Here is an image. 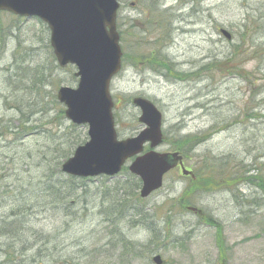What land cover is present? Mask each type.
Masks as SVG:
<instances>
[{"label": "rangeland", "instance_id": "obj_1", "mask_svg": "<svg viewBox=\"0 0 264 264\" xmlns=\"http://www.w3.org/2000/svg\"><path fill=\"white\" fill-rule=\"evenodd\" d=\"M119 1L118 31L124 34L121 48L128 59L111 85L118 137H133L142 129L137 123L140 111L128 104L135 97L155 103L163 114V131L172 141L213 134L188 147L184 166L193 176L176 169L166 176L162 189L139 201L135 194L142 183L134 190L136 180L130 172L84 180L82 191L69 195L67 217L63 207L42 202L40 196L48 163L71 156L77 139L81 145L89 140L87 126L74 125L73 130L65 117L61 125L54 123L65 111L59 103L54 107L57 92L60 87L76 88V68H58L44 23L1 12L0 219L18 230L16 249L28 242L32 249L51 254L54 264H155L152 258L157 255L164 264H264V0ZM154 8L166 19L152 17L151 11L157 13ZM220 30L229 33L231 41ZM152 51L182 73L199 72L212 61L233 60L220 70L174 81L149 67ZM137 55L134 66L130 61ZM40 70H45L49 84L35 95L26 79ZM14 73L21 75L16 91V79L12 86L8 80ZM37 109L47 113L29 118L27 124L36 130L31 134L25 123ZM173 147L169 143L158 152H176ZM209 170L230 180L244 175L260 178L234 188H223L213 179L208 185L215 191L206 192L199 180L208 179ZM64 182L71 183L65 176L60 182L53 180L57 187ZM172 201L187 202V209L202 211L203 216L171 208ZM27 202L34 206L29 216L24 210L19 213ZM208 217L219 224L204 225ZM0 264L28 263H11L0 253Z\"/></svg>", "mask_w": 264, "mask_h": 264}, {"label": "water", "instance_id": "obj_2", "mask_svg": "<svg viewBox=\"0 0 264 264\" xmlns=\"http://www.w3.org/2000/svg\"><path fill=\"white\" fill-rule=\"evenodd\" d=\"M119 9L118 0H0V12L46 24L58 65L77 70V87H61L57 98L66 108L67 120L87 126L89 140L63 163L61 171L82 179L114 178L133 160L129 171L141 180L140 196L146 199L162 188L164 177L178 166L184 175L190 172L183 167L180 153L157 151L165 141L163 114L146 98L132 100L141 112L138 122L143 129L135 137L118 138L111 84L123 67ZM222 33L231 39L229 33ZM153 262L164 264L160 255Z\"/></svg>", "mask_w": 264, "mask_h": 264}, {"label": "trees", "instance_id": "obj_3", "mask_svg": "<svg viewBox=\"0 0 264 264\" xmlns=\"http://www.w3.org/2000/svg\"><path fill=\"white\" fill-rule=\"evenodd\" d=\"M155 2H158L159 0H154ZM154 5H157V4H154ZM154 7V6H153ZM156 9V8H154ZM156 15L154 13V11H151V16H156L159 18V21H163L165 18L164 14L161 13V11L157 8L156 9ZM153 14V15H152ZM263 18L261 19L262 21V24H264V15L262 16ZM172 18H173V14L170 13L169 15V23L172 24ZM161 30V29H159ZM157 32V31H156ZM169 32V31H168ZM122 35L121 37V40L124 41V34L120 33V36ZM138 35V34H137ZM123 38V39H122ZM161 38H159L157 41L159 43H161ZM152 56H150L149 58L147 56H145V59L148 60L149 59V63H150V68L156 72V73H162L166 78H170L171 80H174V81H184V80H187L186 78L190 79L189 77L191 76H200L201 74H205L204 70H208L209 71H213L215 69H218L220 70L221 67L223 66H226V64H228L229 62H231L233 60V57L232 58H227V61L225 62V64H223L224 62L222 61H212L209 66H206V67H203L201 69V71L199 72H195V73H182V72H179L176 70V68L174 67L173 63L170 62L168 59L165 58V56H163L160 52H155V51H152ZM136 55V54H135ZM154 55V56H153ZM127 59H128V56L127 55H124L123 57V68H124V62L127 63ZM138 59V55L135 57L133 56L132 57V60L130 61V64H133L134 66L137 65V62L136 60ZM59 68V67H58ZM60 69V68H59ZM232 74V73H231ZM20 75V74H19ZM18 75V73H14L13 76H10L8 78L9 80V84H11L12 86V83L11 80L13 81V78L14 80L16 79L17 83H18V87H17V84L15 85L17 88L14 89L15 91L16 90H20V76ZM29 78H27L26 80L28 82H31V86H28L29 89V92L32 93V94H35V95H40L41 92H42V89L45 87L46 84H49L47 82V78H46V75H45V70H40V71H37L36 73L32 74L31 77L28 75ZM40 81L42 83V86H38V83L37 81ZM27 88V87H26ZM52 98H54L52 96ZM55 105L54 107H56L58 105V102L54 101ZM128 104H131L130 102ZM12 109H16V108H13ZM17 111H20V109H16ZM46 111V110H45ZM47 112H43L41 111V109H37V110H34L32 111L29 115H28V120L26 121L25 125V129L28 131V133H31V134H36V130L34 129H31V126L28 125L27 123L30 122L31 120V117L35 116V115H38V114H41V115H45ZM60 116H58V118H55L54 119V123H57L56 125H61V119L65 117V113H64V110L61 111V113H59ZM30 118V120H29ZM60 118V119H59ZM66 118V117H65ZM64 118V119H65ZM19 123H21V121H23V118H19ZM51 123H53V119L51 120ZM138 123V121H137ZM28 126H30V128H28ZM72 129L75 130L76 127L72 124ZM4 130V129H3ZM4 133V132H3ZM212 132H209V133H205L203 135H197V136H190V137H186V138H182V139H179L178 141H172L171 139L168 138V136L165 135V141H164V145H167V144H173V148L175 149V151L177 152H180L184 157L187 156V154L189 153L188 151V147H191V148H194L196 146H198L199 144L207 141L211 136H212ZM3 134H1L2 136ZM173 142V143H172ZM81 145L80 141L77 139L74 146H77L79 147ZM75 148V147H74ZM76 150V149H75ZM74 150V151H75ZM62 153V151H60V154ZM69 154V153H68ZM67 154L63 155L62 156V159L64 158V161L67 160L68 158H70L71 156H66ZM44 160V157L42 159V162ZM62 160H60V157L58 159V157L52 159V162L51 163H48L47 165V169H44L43 170V175H42V178L45 180L44 184H43V189L44 191H42L41 193V198H42V202H45V203H48L50 205H59L61 207H63V212L64 214H67L66 216L68 217V211L66 210V206H67V200L69 199V195H71L73 192H77V191H82V189L84 188L85 186V181L84 180H89V179H82V178H74V177H70V176H67L66 174H64L62 171H61V165L63 164V162H61ZM128 173L129 172V169L127 167H125L123 169V173ZM199 172H197L195 174L196 177L199 176L198 174ZM202 174H204L203 172H200ZM248 174L250 173V171L247 172ZM131 174V173H130ZM224 174H221L220 172L218 173L215 172L214 170H209L206 174H205V177L208 176L209 178L208 179H205L204 178H201L199 181L201 184H204L202 185L205 189H202L206 192H213L215 191L213 187H209L211 185H208V184H213V179L215 180V183L216 181H218L220 184H222L223 188H231V187H236L239 183H243L247 180H252L254 178H260L257 177V175H251L250 176V179L249 178H246L244 175L242 178H239V177H236V178H232L233 180H230L231 178L230 177H222ZM62 176H65V177H68V180L71 182V183H60V185L57 187L54 185L53 183V180L57 179L59 182H60V178H62ZM131 178L135 179L136 180V183L134 185V190H138L139 188V184L141 183L140 179L137 178L136 176H134L133 174L130 175ZM103 178H105L103 176ZM242 179V180H240ZM79 180H82L80 182H82L83 184L81 185V187H79L77 185V181ZM91 180V179H90ZM204 181L206 183H204ZM214 185H217L215 184ZM205 185H208V186H205ZM241 185V184H239ZM201 185H199V188L202 187ZM260 186L263 187V185L261 184ZM123 189L122 188H118V190L116 191V194L119 196V191ZM136 200L139 201L141 200L142 198L140 197V194L136 193ZM0 196H3V192L0 193ZM182 197V196H181ZM180 199V198H179ZM143 200V199H142ZM126 201V200H125ZM124 201V202H125ZM123 202V204H124ZM31 202H27V205L26 206H23L22 209L20 208L19 210V213L22 212V210H24V212H26V215L25 216H29V214H32V210L34 208V206L32 204H30ZM122 204V205H123ZM188 203H184V205H182L181 203H177V201H172V204H171V208H177V207H180L182 208V210H185L186 211V205ZM178 205V206H177ZM1 203H0V207H1ZM45 209V207H42ZM13 215L14 216H18V213L15 212L13 210ZM72 215V214H70ZM126 217V216H125ZM121 218H124L123 216ZM3 222H5V219H0V253L4 254L7 258V260L11 261V263L13 262H17L18 260H22V261H26L28 264H44V263H52L54 264V262L56 261V259L52 258L51 254H48L46 252H44V250H42V248L40 247H37L36 249H32V245H30L28 242L26 243H23L21 248L18 250L16 249V245L19 243L18 240H16V234H18V230L16 228L14 229H10L8 228ZM18 222V221H16ZM204 225L205 224H208V226H215L219 223H217L213 218L211 217H208L206 220H204ZM6 230H9L8 232L5 231ZM217 229H220L217 227ZM158 234L155 235V239L158 237L157 236ZM47 241H49L48 239H44L42 242L46 243ZM40 242V241H38ZM29 252H32L31 254H29V256H26ZM68 262H64L63 264H67Z\"/></svg>", "mask_w": 264, "mask_h": 264}]
</instances>
